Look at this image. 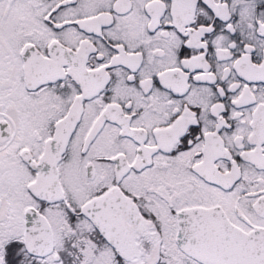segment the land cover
<instances>
[{
    "label": "snow or ice",
    "instance_id": "1",
    "mask_svg": "<svg viewBox=\"0 0 264 264\" xmlns=\"http://www.w3.org/2000/svg\"><path fill=\"white\" fill-rule=\"evenodd\" d=\"M0 264H264V0H0Z\"/></svg>",
    "mask_w": 264,
    "mask_h": 264
}]
</instances>
